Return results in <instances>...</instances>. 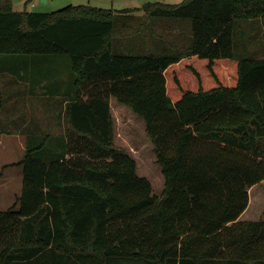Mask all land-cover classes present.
<instances>
[{"label": "trees", "instance_id": "1", "mask_svg": "<svg viewBox=\"0 0 264 264\" xmlns=\"http://www.w3.org/2000/svg\"><path fill=\"white\" fill-rule=\"evenodd\" d=\"M11 3L0 0V68L60 56L74 95L61 150L33 136L13 163L22 187L0 209V264H264V219L240 218L264 180V0L118 9L140 19ZM111 96L143 117L161 194L115 143Z\"/></svg>", "mask_w": 264, "mask_h": 264}, {"label": "rangeland", "instance_id": "2", "mask_svg": "<svg viewBox=\"0 0 264 264\" xmlns=\"http://www.w3.org/2000/svg\"><path fill=\"white\" fill-rule=\"evenodd\" d=\"M146 1L150 0H12L11 8L14 10L27 9L29 11H54L70 4L93 5L109 8L112 11L115 10L116 12L118 11V15L115 17L116 19H140L139 16L143 13L142 10H134L132 14L126 15L118 9L127 6L140 7ZM12 55L17 54H11V56L7 57H12ZM42 56L45 57V55ZM53 56H55V54ZM53 56L46 55V57ZM13 62L14 60L12 62L4 61L2 65L3 67L0 68V70H2L0 72V101L1 103L4 101V104L2 105L3 107L0 106V134L2 139L5 137V139L10 140L11 143H13V141L18 143V140L13 136L15 134L12 131L17 128V119L20 117L16 115L15 111L19 110L17 107L18 104L25 105V102L23 101L19 103V101L13 99L14 97H11V94L14 88L22 90L24 87L21 85L29 86V84L24 82L20 83L14 79V77L18 76H15L13 73L15 70ZM65 66H67L66 63ZM61 71H65L63 65ZM38 82L41 81L37 80L33 82V86H35ZM44 84V82H41V86ZM23 93L25 94V92ZM36 97V100L32 99L30 101V99L27 98V101L29 104L34 106L32 108V113L36 110V116L38 117L39 123V126H36L39 129V137H51L50 142H48L49 148L45 147L43 149L51 150V143L61 142L60 137L65 134V130L68 125L64 114V108L62 101L59 98L51 99L46 95L45 91L39 90L36 93ZM24 99H26L25 96ZM114 101L115 103L120 104L117 100ZM123 106H125L128 111L113 108L115 116V143L118 146L126 148L132 152L133 156L137 159L138 172L142 175H146L152 181L154 193L161 194L165 182L164 174L162 172L161 165L157 162L154 145L146 132L145 121L143 117L135 114L127 105ZM28 111L29 109L27 108L23 109V112ZM23 117L24 116L20 118ZM8 132L10 134H8ZM59 135L61 136L57 137ZM36 142H38V139ZM17 156V151L14 153L13 150L10 151L6 149L2 151V149H0V175H2L4 167L7 166L5 165L6 160L13 158L17 159ZM12 200L13 199L10 201H2V203L8 204L11 203ZM249 202V207L241 214L240 218L264 219V180L253 185L249 189ZM6 207V205H0V209Z\"/></svg>", "mask_w": 264, "mask_h": 264}, {"label": "crops", "instance_id": "3", "mask_svg": "<svg viewBox=\"0 0 264 264\" xmlns=\"http://www.w3.org/2000/svg\"><path fill=\"white\" fill-rule=\"evenodd\" d=\"M166 1L178 2L181 0H174V1L166 0ZM13 63L15 69L13 73L15 76H18V77H14V79H16L20 83L24 82L26 84H29V86L21 85L24 87V89L22 90H18L14 88L11 94L12 95L11 97H14L13 99L19 101V103L23 101L25 102V105H19V104L17 105L19 110L15 111L16 115L20 117L22 116L24 117L23 118L19 117L17 119L18 121L17 128L12 130L15 134L13 136L18 140L19 145L15 141L11 143L10 140H6L5 137H3L2 139V136L0 134V146H2L0 147V149H2V151L6 149L10 151L13 150L14 153L17 151V155H18L17 159L13 158L6 160L5 165L7 166L4 167L2 175H0V205H6L7 206L6 208L11 206L16 201V198L20 194L22 187L23 166L20 164H13V163L18 162L24 155L27 149L28 139H31V137L33 136H37L39 132V129L37 128V126H39V123H38V117L36 116V110L35 112L32 113V108L34 106L29 104L27 98L30 99V101L32 99L36 100L37 98L36 93L39 90L45 91L46 95L49 98L51 99L59 98L62 101V105L65 110L67 101L69 99H72L74 95V85L71 80V76H70L71 73L69 72L68 69L69 66L68 67L65 66V63L64 61H62L60 56H55L53 61L39 60V57H37L36 55L18 56ZM62 65L65 68V71H61ZM37 80L38 81L40 80L45 84L41 86V82H38L35 86H33V82ZM23 92H25V94ZM23 95L26 97V99H24ZM114 100L117 99L114 96H111L110 104H111L112 112H114L113 108H118V110L128 111V109L125 106H123L126 104L123 103L117 104L115 103ZM2 105L1 107H3ZM24 108L29 109V111L23 112ZM8 134L10 133L8 132ZM50 146L53 150L57 149V151H60L61 150L60 148H62V145H59L58 143L55 142L51 143ZM11 199H13L11 203L8 204L2 203V201H6V200L10 201Z\"/></svg>", "mask_w": 264, "mask_h": 264}]
</instances>
